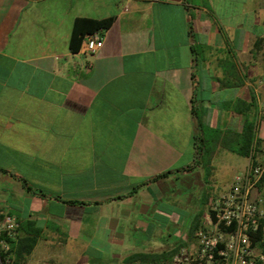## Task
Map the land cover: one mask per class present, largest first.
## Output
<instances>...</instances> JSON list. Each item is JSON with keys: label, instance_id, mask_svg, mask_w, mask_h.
Here are the masks:
<instances>
[{"label": "crops", "instance_id": "0c3cea01", "mask_svg": "<svg viewBox=\"0 0 264 264\" xmlns=\"http://www.w3.org/2000/svg\"><path fill=\"white\" fill-rule=\"evenodd\" d=\"M107 18L97 51L69 50L75 19ZM258 81L264 0H0V217L34 234L18 264L193 249L215 198L202 133H233L242 172Z\"/></svg>", "mask_w": 264, "mask_h": 264}, {"label": "built area", "instance_id": "2783aa9c", "mask_svg": "<svg viewBox=\"0 0 264 264\" xmlns=\"http://www.w3.org/2000/svg\"><path fill=\"white\" fill-rule=\"evenodd\" d=\"M101 45L98 32L85 34L78 55L89 57ZM252 92L255 123L264 126V81ZM246 159L244 170L212 200L208 228L194 231L195 247L177 250L168 264H264V133L253 134ZM16 229L14 218L0 217V264H12L8 241Z\"/></svg>", "mask_w": 264, "mask_h": 264}, {"label": "trees", "instance_id": "16d2710c", "mask_svg": "<svg viewBox=\"0 0 264 264\" xmlns=\"http://www.w3.org/2000/svg\"><path fill=\"white\" fill-rule=\"evenodd\" d=\"M112 22V18L104 20H89V19H75L72 25L71 34L68 42V47L71 52H76L81 43V38L85 34H92L98 31L106 30ZM246 141L249 142L251 133H245ZM248 147H246V153H248ZM245 154V153H244ZM247 155V154H246ZM18 228V226H17ZM17 230V229H16ZM10 246V253L12 256V264H18L19 260H22V255H28L34 244V234L30 237L23 239H16L8 241ZM175 251L169 253L160 254H134L130 256L127 261L139 262L146 264H168Z\"/></svg>", "mask_w": 264, "mask_h": 264}, {"label": "rangeland", "instance_id": "374dc122", "mask_svg": "<svg viewBox=\"0 0 264 264\" xmlns=\"http://www.w3.org/2000/svg\"><path fill=\"white\" fill-rule=\"evenodd\" d=\"M204 135L205 140L211 139L213 140V148L216 147V153L211 162V176L212 180L210 181V197L214 198L220 193L224 192L228 185L230 184L231 178L239 173L238 163H244V160L235 156L230 150L234 149V140L233 133H202ZM222 136L223 140H222ZM222 147L217 146L221 144ZM231 148V149H230ZM194 188V186H192ZM196 192V191H195ZM199 193L191 194L193 195L192 202L187 205V211H192V207L194 210L200 206L199 202ZM181 206V205H179ZM186 206V205H185Z\"/></svg>", "mask_w": 264, "mask_h": 264}]
</instances>
